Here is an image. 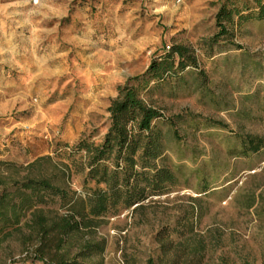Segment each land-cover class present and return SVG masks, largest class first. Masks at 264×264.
I'll return each mask as SVG.
<instances>
[{"label": "rangeland", "instance_id": "374dc122", "mask_svg": "<svg viewBox=\"0 0 264 264\" xmlns=\"http://www.w3.org/2000/svg\"><path fill=\"white\" fill-rule=\"evenodd\" d=\"M33 1L0 0V161L19 167L13 177H46L80 192L81 176L62 145L81 137L98 144L116 87L169 47L184 46L197 68L147 87L136 82L165 116L191 115L162 161L177 186L141 211L110 217L96 232L104 252L89 262L264 264V150L235 152L236 136L264 139V19L228 26L231 35L209 48L227 0ZM229 2L243 15L257 12L253 0ZM187 214L192 232L182 242L170 249L156 242L160 228ZM32 219L25 214L16 231L0 236V264H39L29 254L38 242L25 241Z\"/></svg>", "mask_w": 264, "mask_h": 264}, {"label": "trees", "instance_id": "16d2710c", "mask_svg": "<svg viewBox=\"0 0 264 264\" xmlns=\"http://www.w3.org/2000/svg\"><path fill=\"white\" fill-rule=\"evenodd\" d=\"M253 2L257 12L246 15L229 0L221 5L216 14L218 32L208 41L209 48L217 46L219 39L231 35L228 26L264 19L263 1ZM235 49L241 47L237 45ZM188 67L197 68L194 54L181 45L169 47L151 60L142 75L116 87V96L106 108L109 125L98 144L81 137L72 146L62 145L67 151L64 152L65 160L72 159L71 165L81 176L80 192L57 185L46 177H13L19 167L0 161L2 239L16 231L22 217L29 213L33 217V226L25 241L38 242L29 253L31 259L39 264H91L92 257L104 252L105 241H97L96 232L110 217L123 211H141L153 197L166 195L177 186V174L162 161L170 143L183 140L179 125L191 115L165 116L162 110L141 98L138 85L140 87L139 81L144 87L149 82L159 83ZM207 126L227 129L219 123L210 122ZM236 140L238 157L264 150L263 138L246 135L236 136ZM4 168L9 175H4ZM67 169L70 168L67 166ZM207 190L205 187L203 192ZM188 216L172 226L160 228L155 236L156 242H165L163 246L167 249L172 248L174 242H182L180 240L192 232ZM73 250L75 254H72ZM199 252L201 247L195 248L194 256ZM146 264L155 263L149 259ZM165 264H178V261L173 258ZM187 264H200V260L195 258Z\"/></svg>", "mask_w": 264, "mask_h": 264}, {"label": "built area", "instance_id": "2783aa9c", "mask_svg": "<svg viewBox=\"0 0 264 264\" xmlns=\"http://www.w3.org/2000/svg\"><path fill=\"white\" fill-rule=\"evenodd\" d=\"M33 3L36 4L37 3L36 0H34Z\"/></svg>", "mask_w": 264, "mask_h": 264}]
</instances>
